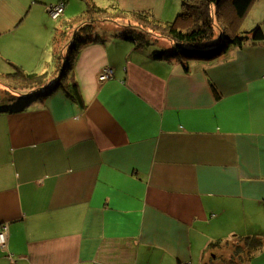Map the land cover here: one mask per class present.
Here are the masks:
<instances>
[{"label":"crops","instance_id":"obj_1","mask_svg":"<svg viewBox=\"0 0 264 264\" xmlns=\"http://www.w3.org/2000/svg\"><path fill=\"white\" fill-rule=\"evenodd\" d=\"M60 1L0 0V73L55 81L56 49L86 32L92 4L165 21L181 9L65 0L54 19L47 5ZM128 15L93 27L99 39L65 68L83 106L62 88L29 99L36 87L0 83V264H219L235 236L264 243V39L186 70L156 54L170 46L158 34L145 47L121 35L138 26ZM258 23L257 0L242 25ZM105 67L113 77L100 80ZM244 264H264V245Z\"/></svg>","mask_w":264,"mask_h":264},{"label":"trees","instance_id":"obj_2","mask_svg":"<svg viewBox=\"0 0 264 264\" xmlns=\"http://www.w3.org/2000/svg\"><path fill=\"white\" fill-rule=\"evenodd\" d=\"M257 0H181V9L170 21L154 16L150 10L125 11L121 8H103L90 5L85 18V31H78L68 41L66 50L62 53L60 74L55 81L48 79L47 73H28L20 66L9 73H0V83L7 89L20 92L23 88H35L29 99L50 94L62 88L76 103L83 106V97L78 82L66 78L65 68L72 67L73 60L82 45L99 39L91 37L93 27L102 21L129 16L138 26L122 30L121 35L137 42L141 47L148 46L157 40L153 34L168 40L169 48L156 51L165 59L175 58L183 63L188 70L192 61L215 60L227 52L231 46H241L247 40H263L264 26L256 24L249 30L243 28V22L249 15ZM264 3V0H258ZM111 10V11H109ZM131 26V25H130ZM124 26V27H130ZM94 34V33H93ZM65 36L56 34L55 42ZM58 44V43H57ZM59 47L55 52V61L59 58ZM63 51V50H62ZM67 81H66V79ZM52 81V82H51ZM29 89V90H31ZM23 92V91H22ZM25 95L24 93H21ZM232 243V256L224 257L219 264H244L263 245L257 236H235Z\"/></svg>","mask_w":264,"mask_h":264},{"label":"built area","instance_id":"obj_3","mask_svg":"<svg viewBox=\"0 0 264 264\" xmlns=\"http://www.w3.org/2000/svg\"><path fill=\"white\" fill-rule=\"evenodd\" d=\"M48 12L52 18H58L60 14L63 12L64 3L60 2L57 4H51L47 6ZM113 76V71L111 68L105 67L102 73L99 75L100 80H105L111 78ZM9 231V225L7 223L1 225L0 227V243L3 247L7 244V235Z\"/></svg>","mask_w":264,"mask_h":264},{"label":"rangeland","instance_id":"obj_4","mask_svg":"<svg viewBox=\"0 0 264 264\" xmlns=\"http://www.w3.org/2000/svg\"><path fill=\"white\" fill-rule=\"evenodd\" d=\"M261 13H262V11H258V14H259V15H260ZM247 30H249V29H247ZM57 34H59V33H57ZM58 50H60V49H58ZM61 56H62V55H61ZM61 56L58 58L57 62L55 61V65H56V66H58V64H60L61 60H64Z\"/></svg>","mask_w":264,"mask_h":264},{"label":"clouds","instance_id":"obj_5","mask_svg":"<svg viewBox=\"0 0 264 264\" xmlns=\"http://www.w3.org/2000/svg\"><path fill=\"white\" fill-rule=\"evenodd\" d=\"M60 2H63L64 3V9H65V0L64 1H60ZM60 2H58V3H60ZM55 4H57V3H55ZM49 5H51V4H49ZM48 6V5H47ZM64 9H63V11H64ZM47 11H48V9H47ZM63 14V12L60 14V16ZM51 16V15H50ZM59 16V17H60ZM58 17V18H59ZM54 19H57V18H54ZM109 68V67H108ZM103 71V70H102ZM113 71V70H112ZM102 73V72H101ZM113 77V76H112ZM106 80V79H105Z\"/></svg>","mask_w":264,"mask_h":264}]
</instances>
